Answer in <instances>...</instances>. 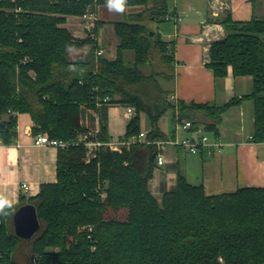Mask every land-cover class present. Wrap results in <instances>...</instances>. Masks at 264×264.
<instances>
[{"label": "trees", "instance_id": "16d2710c", "mask_svg": "<svg viewBox=\"0 0 264 264\" xmlns=\"http://www.w3.org/2000/svg\"><path fill=\"white\" fill-rule=\"evenodd\" d=\"M168 2L128 0L126 8L144 9L113 23L117 56L109 60L97 55L102 22L95 38L83 40L64 27L67 17L97 14L106 0H0V141L16 143L15 114L28 113L34 137L48 134L69 144L58 148L57 182L0 214V264H20L21 241L29 242L28 264H264V188L212 195L179 175L175 190L158 200L149 189L156 145L135 143L121 152L101 147L87 162V149L78 144L83 134L112 140L113 105L136 109L124 140L143 132L145 115L147 138L155 142L165 138L159 122L170 111L217 136L223 113L244 100L254 103L253 141L264 143V20L235 22L226 15L220 23L227 35L209 50L215 77H226L229 68L236 77H252L250 95L222 107L176 104L156 76L141 69L159 56L174 73L169 44L149 27L167 21ZM86 47L84 59H70L71 50ZM91 113L98 116L97 133ZM86 117L93 122L86 124ZM27 203L37 207L41 223L32 240L17 237L13 225ZM109 210H127V219H108Z\"/></svg>", "mask_w": 264, "mask_h": 264}, {"label": "crops", "instance_id": "0c3cea01", "mask_svg": "<svg viewBox=\"0 0 264 264\" xmlns=\"http://www.w3.org/2000/svg\"><path fill=\"white\" fill-rule=\"evenodd\" d=\"M172 2H168L169 13L176 19L162 22V28H156L173 54L174 73L165 88L170 100L176 104L184 102L222 107L233 99L250 95L254 87L252 77H236L229 68L226 77L216 78L207 63L211 44L227 35L220 20L228 14L235 22L264 20V0ZM100 11L101 7L97 11L98 22L103 23L98 31V43L108 54L111 50L105 43L106 37H103L105 22ZM69 19L78 20V24L71 25ZM80 23L81 17L70 16L64 27L75 38L83 40L85 37H78L71 31L74 26L81 28ZM87 49L89 47L75 50L86 52ZM125 109L124 105L119 104L109 108V134L114 141L126 135L129 121L125 117ZM170 113L172 119L168 117ZM93 115L96 117L93 132L97 133L98 116ZM15 116L18 132L16 143L4 145L0 141V193L12 200L13 206L18 205L21 198L28 200L37 196L42 185L55 184L58 161V148L34 144L31 115L18 113ZM198 117L205 118L203 114ZM178 118V112L174 114L170 111L160 120L159 128L165 135L164 139H184L198 130H205L200 124L191 134L178 132ZM141 129L146 133L151 131V124L145 115L141 117ZM208 135L219 146H209L198 154L172 146L163 152L164 164L157 165L149 182L150 192L155 198L161 200L164 193L175 190L179 175L193 185H203L206 192L212 195L232 193L246 187L264 188V143L253 141V101L244 100L226 110L218 125V135ZM23 184L30 186L28 192L22 189Z\"/></svg>", "mask_w": 264, "mask_h": 264}, {"label": "built area", "instance_id": "2783aa9c", "mask_svg": "<svg viewBox=\"0 0 264 264\" xmlns=\"http://www.w3.org/2000/svg\"><path fill=\"white\" fill-rule=\"evenodd\" d=\"M82 19V28L86 34L87 37L95 38V30L97 27V14L95 13H87ZM176 18L172 15L167 17V20H175ZM178 21H180V18H177ZM105 50L100 47V49L97 51L98 56H104ZM107 101V100H105ZM125 112L126 119L131 122L136 117V109L132 106H127ZM194 125L192 121L190 120H184V121H178V132L183 133H193ZM146 132H141L138 136L132 138L131 140H111L108 143H102L100 141L93 140L95 138L96 134H83L78 139V144L83 145L87 149V162L91 160V158L95 157V152L101 148V147H107L115 152H121L122 148L125 146H130L135 143H145V144H154L157 147L158 153H157V165L162 166L164 164V154L163 152L170 146L172 147H180L187 151H189L192 154H198L205 148L215 145L219 146L218 144L211 141L210 136L207 132L198 130L194 132L190 137L188 138H174V139H163L155 142H150L147 138ZM34 144L36 146H49V147H55V148H65L69 144L67 142L58 141L51 139L48 134H42L39 136H36L34 138ZM22 189L25 192H28L30 190V186L27 184L22 185ZM105 197V195H103Z\"/></svg>", "mask_w": 264, "mask_h": 264}, {"label": "rangeland", "instance_id": "374dc122", "mask_svg": "<svg viewBox=\"0 0 264 264\" xmlns=\"http://www.w3.org/2000/svg\"><path fill=\"white\" fill-rule=\"evenodd\" d=\"M172 1L173 0H170L171 4H173ZM143 9H144L143 7H131V8L128 7V8H126V11L123 14H118L115 12H110L108 10L107 6L101 7L100 14L102 16L103 21L105 22L104 23L105 26L103 27L102 33H103V37H106V39H107V40H105L106 45L111 50V51H109L108 54L105 53L104 57H106L109 60H115L116 56H117V53L115 52V49H116L115 47H117L118 38L115 35L113 23L119 22V21H121V22L128 21V15L129 14L135 13V12H140ZM69 22L71 23V25L73 23H75L74 25L78 24V20H75V19L74 20L69 19ZM80 24H81V28H82L83 23H80ZM163 24L164 23L154 24L151 22V23H149V27L152 30L156 31V28L157 27L162 28ZM81 28L80 27L77 28V26H74L71 31L78 37H85L86 38L87 36H86L84 30H83V28L82 29ZM97 37H98V34H97ZM103 49L105 50V48H103ZM87 51H88V49H87ZM87 51L84 52V51H79V50H73L71 52L70 59L71 60H75V59H79V58L84 59L86 54H87ZM131 58L133 59V57H131ZM141 69L145 74H147L149 76L155 75L159 84L162 86V88L164 90H166L165 88L168 84V81L171 80V78H172L171 75L173 73L171 70H169L167 68V66L164 63L161 62V59L159 56H156V57L148 60L147 65L142 66ZM91 114L93 115V113H91ZM168 117H169V119H172V113H170ZM85 122H86V124H88V123H92L93 121L89 117H86ZM232 192H235V191H232ZM208 194H210V193H208ZM127 214H128L127 210H121L119 212H116L114 210H109V212L107 213V218L108 219H116L118 221H125L127 219ZM54 251H59V250L56 248ZM29 255H30L29 242L21 241V246L17 252V257H16L17 260L20 261V264H28L27 259H28Z\"/></svg>", "mask_w": 264, "mask_h": 264}, {"label": "water", "instance_id": "95a60500", "mask_svg": "<svg viewBox=\"0 0 264 264\" xmlns=\"http://www.w3.org/2000/svg\"><path fill=\"white\" fill-rule=\"evenodd\" d=\"M13 225L17 237L24 240L34 239L41 230L37 207L30 203L22 205L13 215Z\"/></svg>", "mask_w": 264, "mask_h": 264}, {"label": "clouds", "instance_id": "9594fccd", "mask_svg": "<svg viewBox=\"0 0 264 264\" xmlns=\"http://www.w3.org/2000/svg\"><path fill=\"white\" fill-rule=\"evenodd\" d=\"M128 0H106L110 12L123 14L126 11ZM13 207V201L6 195L0 193V214H6L7 210Z\"/></svg>", "mask_w": 264, "mask_h": 264}]
</instances>
